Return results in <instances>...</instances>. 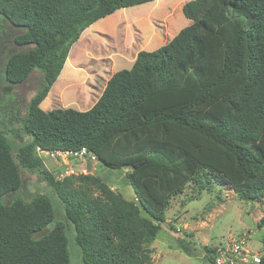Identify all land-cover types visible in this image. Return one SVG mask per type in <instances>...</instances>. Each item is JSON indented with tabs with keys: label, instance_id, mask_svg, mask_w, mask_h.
Returning a JSON list of instances; mask_svg holds the SVG:
<instances>
[{
	"label": "trees",
	"instance_id": "1",
	"mask_svg": "<svg viewBox=\"0 0 264 264\" xmlns=\"http://www.w3.org/2000/svg\"><path fill=\"white\" fill-rule=\"evenodd\" d=\"M152 1L0 0L2 91L33 70L40 78L21 119L29 139L14 148L0 130V264H72L65 224L54 221L49 195L3 202L21 187L20 168L61 202L83 264H152L149 246L165 210L188 184L198 192L223 186L240 200L264 202V0H188L181 10L190 22L113 72L89 109L40 108L86 27ZM37 147H85L106 168L126 167L134 198L93 173L59 178ZM176 246L193 253L184 238ZM204 248L212 264L215 246Z\"/></svg>",
	"mask_w": 264,
	"mask_h": 264
},
{
	"label": "rangeland",
	"instance_id": "2",
	"mask_svg": "<svg viewBox=\"0 0 264 264\" xmlns=\"http://www.w3.org/2000/svg\"><path fill=\"white\" fill-rule=\"evenodd\" d=\"M186 1L155 0L120 8L93 28L86 30V27L72 44L63 73L53 83L40 108L45 111L65 107L81 111L89 109L113 72L130 68L139 50H153L161 46L190 22L189 19L186 22L185 16L182 17L181 7ZM11 47L12 44L8 43V48ZM4 58L5 55L1 62ZM2 72L1 64L0 75ZM39 86L38 71L33 70L25 81L11 86L9 92L2 91L0 87V130L5 132L14 148L19 141L29 139L21 129V119L29 98ZM16 131L18 139L13 135ZM41 153L44 165L52 173L58 174L62 170L68 171L64 174L66 176L93 173L125 199L134 198L133 190L125 178L126 167L110 169L99 160L65 159ZM20 169L21 187L8 193L3 202L8 203L16 194L26 199L37 192L49 195L55 209L54 221L60 220L65 224L71 263L83 264L80 250L73 242V226L62 217L61 202L45 181L36 174ZM262 217V201L240 200L231 189L223 186L215 185L209 191L198 192L188 184L183 192L170 199L165 210V220L160 223L161 229L149 246L152 264H211L203 256L205 245L223 246L232 238L240 236L246 237L247 248L264 255V225L258 227ZM53 223H49L35 237L50 229ZM177 238H184L188 242L193 252L191 256L177 248Z\"/></svg>",
	"mask_w": 264,
	"mask_h": 264
},
{
	"label": "built area",
	"instance_id": "3",
	"mask_svg": "<svg viewBox=\"0 0 264 264\" xmlns=\"http://www.w3.org/2000/svg\"><path fill=\"white\" fill-rule=\"evenodd\" d=\"M38 154L44 152L49 157H63L65 159H86L89 161H96L97 157L87 148L82 147L78 150H55L46 151L37 147ZM71 172V171H70ZM68 171L62 170L58 173L59 178H63L64 174ZM177 231H180L178 227H175ZM258 251L247 248L246 237L240 236L232 238L229 242H226L223 246H215V256L212 264H259L260 257Z\"/></svg>",
	"mask_w": 264,
	"mask_h": 264
},
{
	"label": "crops",
	"instance_id": "4",
	"mask_svg": "<svg viewBox=\"0 0 264 264\" xmlns=\"http://www.w3.org/2000/svg\"><path fill=\"white\" fill-rule=\"evenodd\" d=\"M182 17L185 18L184 15H183V13H182ZM185 20H186V22H187V21H188V18H187V19L185 18ZM96 21H97V20H96ZM96 21H95V22H96ZM93 23H94V22H93ZM90 25H91V24H90ZM174 35H175V34H174ZM174 35H173V36H174ZM173 36H172V37H173ZM172 37H171V38H172ZM135 56H136V55H135ZM134 59H135V58H134ZM133 61H134V60H133ZM132 63H133V62H132ZM43 100H44V99H43ZM43 100H42V101H43ZM41 104H43V102H41L40 105H41Z\"/></svg>",
	"mask_w": 264,
	"mask_h": 264
}]
</instances>
